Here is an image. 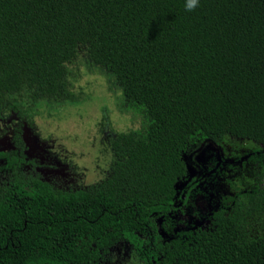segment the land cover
I'll return each mask as SVG.
<instances>
[{"label":"trees","instance_id":"obj_1","mask_svg":"<svg viewBox=\"0 0 264 264\" xmlns=\"http://www.w3.org/2000/svg\"><path fill=\"white\" fill-rule=\"evenodd\" d=\"M187 4L0 0V115L13 108L32 117L77 100L69 66L80 62L104 74L121 91L120 109L143 124L102 137L110 150L102 182L65 195L1 190L0 264L87 250L78 242L85 234L101 246L147 233L149 214L168 208L187 173L185 156L205 140L232 139L250 141L249 200L196 241L163 247L164 263L264 264V0Z\"/></svg>","mask_w":264,"mask_h":264},{"label":"flooded vegetation","instance_id":"obj_2","mask_svg":"<svg viewBox=\"0 0 264 264\" xmlns=\"http://www.w3.org/2000/svg\"><path fill=\"white\" fill-rule=\"evenodd\" d=\"M9 110L0 115V192L17 196V190H52L65 195L102 182L110 173L108 168L96 181L80 183L82 175L74 162L64 156L65 151L57 150L56 140L48 138L38 126L39 113L29 117L19 109ZM103 122V136L118 132L108 129L105 122L109 123V119L104 118ZM238 142L231 145L226 141L205 140L186 155L190 171L187 169L175 182V194L168 208L149 214L155 226L149 227L147 233L138 230L134 231L136 236L122 233L101 246L96 238L85 234L78 242L87 250L64 251L42 264H165L163 247L181 239L196 241L199 233L214 230L220 216L230 214L237 200H249L246 193L250 188L253 191L257 179L251 182L247 169L254 161L248 153L250 147ZM100 152L103 150L97 155ZM41 183H50L51 187L47 189ZM147 240L151 242L149 247L145 246ZM12 244L13 249L18 246Z\"/></svg>","mask_w":264,"mask_h":264},{"label":"rangeland","instance_id":"obj_3","mask_svg":"<svg viewBox=\"0 0 264 264\" xmlns=\"http://www.w3.org/2000/svg\"><path fill=\"white\" fill-rule=\"evenodd\" d=\"M69 67L72 69L70 85L78 92L77 100L67 102L64 108L56 112H51L48 108L46 112L39 107L36 121L48 138L56 140L57 150L65 151L64 156L74 162L76 170L82 175L80 183L85 184L96 181L102 177L100 173L105 175L109 168L108 157L102 156L101 152V156L97 155L100 149L110 153L108 146L100 143V137L104 133L101 132L104 118L109 119L110 122L105 123L113 131L141 129L143 124L141 116L120 110L123 100L121 91L116 90L118 93L114 94L108 86L106 76L98 69L91 73L85 72L80 62L78 65L71 63ZM239 141L245 145L250 143L244 139ZM226 143L233 145L237 141Z\"/></svg>","mask_w":264,"mask_h":264},{"label":"clouds","instance_id":"obj_4","mask_svg":"<svg viewBox=\"0 0 264 264\" xmlns=\"http://www.w3.org/2000/svg\"><path fill=\"white\" fill-rule=\"evenodd\" d=\"M198 0H188L187 7L189 9H192L197 6Z\"/></svg>","mask_w":264,"mask_h":264},{"label":"water","instance_id":"obj_5","mask_svg":"<svg viewBox=\"0 0 264 264\" xmlns=\"http://www.w3.org/2000/svg\"><path fill=\"white\" fill-rule=\"evenodd\" d=\"M185 160H186V158H185ZM187 167H188V168H187V169H188V171H190V168H189L188 162H187Z\"/></svg>","mask_w":264,"mask_h":264}]
</instances>
